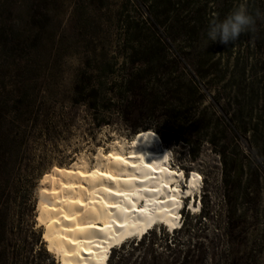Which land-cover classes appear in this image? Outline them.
Returning a JSON list of instances; mask_svg holds the SVG:
<instances>
[{
  "label": "trees",
  "instance_id": "1",
  "mask_svg": "<svg viewBox=\"0 0 264 264\" xmlns=\"http://www.w3.org/2000/svg\"><path fill=\"white\" fill-rule=\"evenodd\" d=\"M134 2L145 8L147 29L136 26L129 34L127 28L120 70L82 68L64 94L74 110L83 109L94 128L119 123L128 137L151 130L166 147L184 152L189 163L209 147L224 167V198L229 203L234 186L226 178L235 173L236 149L244 146L249 152L256 181L264 175V0ZM241 3L250 14L260 10L258 31L241 34L227 45L208 41L209 21L223 20ZM3 36L8 38L4 28ZM35 53L30 50L27 57L33 60ZM10 71L17 81L6 84L0 78V264H55L37 240L29 244L23 237L11 241L6 236L9 228L32 222L34 193L45 170L31 161L28 145L32 139L58 135L56 127L46 125L56 117V108L47 107L41 94L58 96L62 90L58 84L18 80L32 75L34 64H14ZM182 230L183 225L170 233L163 230L159 238L146 232L138 242L112 249L107 264L114 256L113 264H206L207 249L209 264L219 262L216 243L207 246L195 240L197 236L179 237ZM30 231L35 234L32 227ZM225 237L231 246L230 234ZM221 256L233 263L231 248Z\"/></svg>",
  "mask_w": 264,
  "mask_h": 264
},
{
  "label": "rangeland",
  "instance_id": "2",
  "mask_svg": "<svg viewBox=\"0 0 264 264\" xmlns=\"http://www.w3.org/2000/svg\"><path fill=\"white\" fill-rule=\"evenodd\" d=\"M144 11L145 8L140 9L134 0H0V31L4 28L8 37H0V78H5L6 84H10L17 81L15 73L10 71L14 64L24 67L34 64L36 71L18 80L30 78L58 84L62 90L58 96L49 92L41 94L47 107L56 108V117L49 118L46 125L56 127L58 135L32 139L28 145L31 161L45 170L41 179L53 167L65 168L82 158L91 161L96 153H106L114 141L129 143L133 139L134 136L128 137L126 128L119 123L94 128L83 109L77 111L70 106L64 91L68 90L74 76L82 68L109 66L119 71L126 57L124 39L127 28H130L129 34L136 26L147 29ZM30 50L36 52L33 60L27 57ZM90 134H93V139ZM158 144L161 150L169 153V168L184 175L179 182L181 191H186L190 174H198L202 180L201 194L196 195V205L201 201L199 210L191 211L188 206L194 201L183 199L187 206L180 211L181 221L178 227L175 226L178 229L183 225L179 237L197 236L195 240L204 245L211 241L216 243L217 264H264V175L260 173L256 181L254 164L246 148L241 146L235 151V173L226 178L227 184L234 186V191L228 193L227 203L224 198L227 190L224 167L209 147L204 146L198 159L189 163L184 152L173 151L161 140ZM262 147L264 151V145ZM262 161L264 163V155ZM41 179L34 193L32 222L29 226L24 221L9 228L8 240L23 237L29 244L37 240L38 246L40 244L45 248L41 240L43 227L36 229L37 191ZM248 184L250 189L246 195L245 187ZM206 213L209 215L205 220L201 215ZM163 230L167 233L172 231L163 225H156L147 232H155L159 238V232ZM228 233L233 240L231 246L225 237ZM143 235L122 243L138 242ZM145 239L147 243L150 235H146ZM229 248L233 253V263L224 261L221 256H225ZM209 253L211 251L207 249L206 264H209ZM48 254L54 259L53 255ZM115 259L114 256L112 264Z\"/></svg>",
  "mask_w": 264,
  "mask_h": 264
},
{
  "label": "bare ground",
  "instance_id": "3",
  "mask_svg": "<svg viewBox=\"0 0 264 264\" xmlns=\"http://www.w3.org/2000/svg\"><path fill=\"white\" fill-rule=\"evenodd\" d=\"M159 142L156 133L141 131L129 143L114 141L91 161L53 167L42 177L36 229L43 227L41 240L56 263L107 264L113 248L154 224L177 229L183 199L194 201L191 211L199 210L201 177L190 174L181 191L184 175L169 168V153Z\"/></svg>",
  "mask_w": 264,
  "mask_h": 264
},
{
  "label": "clouds",
  "instance_id": "4",
  "mask_svg": "<svg viewBox=\"0 0 264 264\" xmlns=\"http://www.w3.org/2000/svg\"><path fill=\"white\" fill-rule=\"evenodd\" d=\"M262 14L259 9H256L255 15L250 14L246 3L239 4L234 8L223 20L211 19L207 27V40L219 41L227 45L230 42H235L241 34H255L256 18Z\"/></svg>",
  "mask_w": 264,
  "mask_h": 264
}]
</instances>
